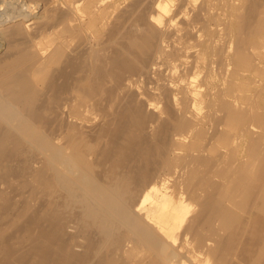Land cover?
I'll list each match as a JSON object with an SVG mask.
<instances>
[{
  "label": "bare ground",
  "instance_id": "6f19581e",
  "mask_svg": "<svg viewBox=\"0 0 264 264\" xmlns=\"http://www.w3.org/2000/svg\"><path fill=\"white\" fill-rule=\"evenodd\" d=\"M0 264H264V0H0Z\"/></svg>",
  "mask_w": 264,
  "mask_h": 264
},
{
  "label": "rangeland",
  "instance_id": "374dc122",
  "mask_svg": "<svg viewBox=\"0 0 264 264\" xmlns=\"http://www.w3.org/2000/svg\"><path fill=\"white\" fill-rule=\"evenodd\" d=\"M4 45H3V42H2V40H1V38H0V51L2 50V47H3Z\"/></svg>",
  "mask_w": 264,
  "mask_h": 264
}]
</instances>
